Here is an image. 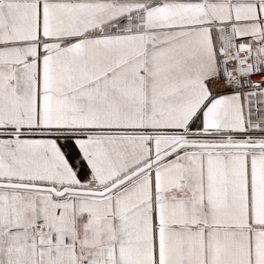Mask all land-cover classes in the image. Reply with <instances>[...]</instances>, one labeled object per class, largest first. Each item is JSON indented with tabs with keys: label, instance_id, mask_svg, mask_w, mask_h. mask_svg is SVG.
I'll return each instance as SVG.
<instances>
[{
	"label": "snow or ice",
	"instance_id": "1",
	"mask_svg": "<svg viewBox=\"0 0 264 264\" xmlns=\"http://www.w3.org/2000/svg\"><path fill=\"white\" fill-rule=\"evenodd\" d=\"M0 264H264V0H0Z\"/></svg>",
	"mask_w": 264,
	"mask_h": 264
}]
</instances>
